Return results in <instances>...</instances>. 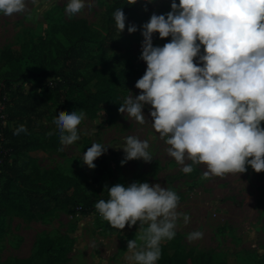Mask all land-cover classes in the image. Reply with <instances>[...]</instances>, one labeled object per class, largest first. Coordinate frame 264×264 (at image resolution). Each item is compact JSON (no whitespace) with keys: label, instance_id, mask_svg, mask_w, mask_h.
<instances>
[{"label":"rangeland","instance_id":"rangeland-1","mask_svg":"<svg viewBox=\"0 0 264 264\" xmlns=\"http://www.w3.org/2000/svg\"><path fill=\"white\" fill-rule=\"evenodd\" d=\"M119 1L85 0L91 7L69 19L63 11L66 0H54L48 8L44 7L43 0L38 4L27 0L25 12L0 15V52L5 48L19 49L23 44L41 46L35 55L42 49L48 52L52 50L49 43H66L62 28L77 20H84L91 30L103 36L106 33L104 16ZM172 2L136 0L133 8L140 17H151L153 13L169 12ZM128 25L120 33L114 27L116 48L106 51L97 45L86 48L82 72L87 82L85 93L79 96L80 102L88 107L82 109L86 118L78 126L80 139L77 142L61 146L52 125L57 115L81 110L67 102L71 97L66 90L60 94L63 103H55L50 92L45 103L35 110L44 116L35 119L32 115L36 123L31 131L39 143L27 153L32 160L28 168L37 177L54 170L73 178L92 207L98 200L107 198V193L103 192L105 185H129L136 181L159 183L178 193V210L191 217L188 224H179L174 239L162 243V253L174 256L182 264H264V254L260 251L264 249V172L257 173L248 168L241 174L203 178L205 166L199 165L192 173L184 174L182 166L167 155L168 146L150 125H141L127 113L118 111L129 92L133 96L140 93L134 85L146 70L145 62L139 59L143 37L141 32L129 34ZM152 39L154 46H163L171 37L160 39L154 33ZM20 66L34 73L41 72L37 63L23 60ZM11 69L0 63V84ZM21 87L28 92L30 85ZM149 107L145 106L142 111L151 123ZM9 125L17 126L15 122ZM261 126L264 127V122ZM128 135L149 139L152 161L130 160L121 166L124 153L119 147ZM93 142L104 144L107 151L93 162L94 169H88L82 164V153ZM3 213L0 263L45 264L50 255L58 261L67 257L69 262L66 264L71 261L74 264H124L127 241L134 239L139 227L137 222L131 228L127 224L121 230L111 228L97 211L79 215L69 208L54 210L41 221L27 220L11 210ZM194 230L202 231L203 237L189 241L187 234ZM251 231L255 232L254 237H250ZM63 249L62 255L60 250Z\"/></svg>","mask_w":264,"mask_h":264},{"label":"clouds","instance_id":"clouds-1","mask_svg":"<svg viewBox=\"0 0 264 264\" xmlns=\"http://www.w3.org/2000/svg\"><path fill=\"white\" fill-rule=\"evenodd\" d=\"M53 3L43 0L45 8ZM90 7L85 0H66L63 11L72 19ZM26 8L27 0H0V15L20 14ZM170 9L153 13L140 26L139 59L146 70L134 85L140 93L129 92L118 111L150 125L184 174L199 165L205 166L203 178L241 174L248 168L264 172V0H173ZM112 15L118 32H123L124 12L117 8ZM127 31L135 33L137 26L130 24ZM154 33L171 39L154 46ZM145 106H150L151 123L142 111ZM85 118L82 109L56 116L52 125L61 146L80 139L78 126ZM27 131L20 124L13 134ZM119 149L124 153L121 166L130 160H153L147 138L128 135ZM106 151L104 144L91 143L82 153V164L94 169L93 162ZM103 192L107 198L98 200L95 209L111 228H131L139 222L134 239L127 241L124 264H158L162 243L174 239L179 224L191 219L178 210V193L159 183L105 185ZM202 237L200 230L187 234L189 241Z\"/></svg>","mask_w":264,"mask_h":264},{"label":"trees","instance_id":"trees-1","mask_svg":"<svg viewBox=\"0 0 264 264\" xmlns=\"http://www.w3.org/2000/svg\"><path fill=\"white\" fill-rule=\"evenodd\" d=\"M117 8H121L126 16L125 25L137 26L136 32H140V26L150 19L140 17L131 0H120L104 16L106 33L103 36L91 30L84 20H77L62 28L66 43H49L52 50L48 52L42 49L35 55L41 47L35 44L31 47L23 44L16 50L5 48L0 52L1 66L8 65L12 68L5 73L0 84V101H3L0 122L5 123L4 127L0 126V232L3 228V212L6 210L33 221H41L49 217L54 210L65 208L72 209L79 215L96 212L95 205H90L87 195L73 178L54 170L46 171L41 177H37L28 168L32 160L28 158L27 153L39 143L31 130L35 126V119L44 116L35 110L45 103L48 93H53L55 103H63L60 94L62 90H66L69 97L73 98L67 99L70 105L80 109L88 107L80 102L79 96L85 93L87 82L82 72L84 54L89 45H97L102 51L116 48L112 14ZM23 60L39 64L41 72L21 69L20 62ZM24 84L30 85L28 92L22 90L21 86ZM10 122H15L17 126L10 127ZM20 124L25 125L27 133L14 135L15 128ZM60 252L63 255L65 250ZM62 260L58 261L49 255L45 264L69 262L67 257H62ZM0 264L23 263L16 261ZM158 264L182 263L163 252Z\"/></svg>","mask_w":264,"mask_h":264},{"label":"built area","instance_id":"built-area-1","mask_svg":"<svg viewBox=\"0 0 264 264\" xmlns=\"http://www.w3.org/2000/svg\"><path fill=\"white\" fill-rule=\"evenodd\" d=\"M3 100H4V98H3ZM2 102L3 101H0V110L2 109V106H3ZM0 119H1V116H0ZM0 126H3V127L5 126L4 121L0 122ZM77 211H78V208H77ZM76 214H78V212Z\"/></svg>","mask_w":264,"mask_h":264},{"label":"crops","instance_id":"crops-1","mask_svg":"<svg viewBox=\"0 0 264 264\" xmlns=\"http://www.w3.org/2000/svg\"><path fill=\"white\" fill-rule=\"evenodd\" d=\"M76 243V242H75ZM74 243V245H75ZM75 247V246H74ZM76 254H78V250H76ZM70 264H74L73 261L70 262Z\"/></svg>","mask_w":264,"mask_h":264}]
</instances>
